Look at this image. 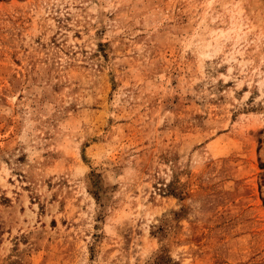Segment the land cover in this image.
<instances>
[{
	"label": "rangeland",
	"instance_id": "1",
	"mask_svg": "<svg viewBox=\"0 0 264 264\" xmlns=\"http://www.w3.org/2000/svg\"><path fill=\"white\" fill-rule=\"evenodd\" d=\"M0 264H264V0H0Z\"/></svg>",
	"mask_w": 264,
	"mask_h": 264
}]
</instances>
